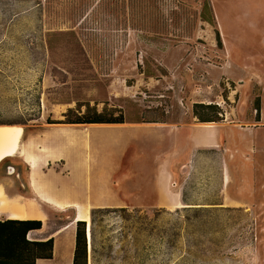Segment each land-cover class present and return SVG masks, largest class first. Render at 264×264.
Segmentation results:
<instances>
[{"label": "rangeland", "instance_id": "1", "mask_svg": "<svg viewBox=\"0 0 264 264\" xmlns=\"http://www.w3.org/2000/svg\"><path fill=\"white\" fill-rule=\"evenodd\" d=\"M206 1L0 0V129L37 133L56 125L49 122L64 119L69 109L75 111L72 117L86 112L87 104L98 111L121 108L128 122L191 123L197 121L194 103L220 104L224 122L237 129L236 143L226 154L229 189L222 191L223 147L188 156L194 159L188 160L185 192L190 201H224L226 206L178 212L153 203L125 207L151 216L159 212L162 223H176L182 236L174 264H264V83H246L240 76L247 63L264 77V0H208L214 24L202 18ZM258 96L260 121L254 107ZM242 127H248L246 135ZM72 128L96 143L100 150L94 161L120 165V178L143 168L139 155L154 164L150 138L155 130L142 132L148 141L138 150L129 145L135 133L130 127ZM256 136L262 141L257 149L252 147ZM117 140L120 144L113 145ZM242 149L248 158L239 157ZM9 170L10 161L0 165V175ZM19 173L24 180L25 168ZM48 199L56 200L55 195ZM74 217L72 210L55 211L46 220V233H56ZM120 225L107 217L96 227L98 264H125L120 254L111 257L107 246L120 243ZM47 264H68L67 254Z\"/></svg>", "mask_w": 264, "mask_h": 264}, {"label": "crops", "instance_id": "2", "mask_svg": "<svg viewBox=\"0 0 264 264\" xmlns=\"http://www.w3.org/2000/svg\"><path fill=\"white\" fill-rule=\"evenodd\" d=\"M243 68L240 76L246 83H264L263 80L256 78L259 73L254 72L247 63H244ZM259 77L264 79L262 75ZM252 79L255 80L251 81ZM115 125L134 129L135 133L128 142L129 145L134 144L138 150L144 148L148 141V137L146 135L143 137L142 132L155 130L150 138V143L155 142L156 147L153 165L148 157L139 155L143 168L137 169L138 171L133 170L131 176L128 173L122 174L124 178H120V173H123L120 165L112 163L104 166L101 162L94 161L96 151L100 149H96L94 141L88 142L81 130H78L77 136H75L76 128H72L75 125H51L33 134H27L24 128L22 133L19 129H0V132H20L21 134L16 154L11 156L7 153L3 159L10 157L0 162V165L8 161L11 162V170L0 175V220H42L43 228L30 232L28 234L30 240L54 237L68 224H71V232L76 238L77 222H74L75 218L84 211L91 213L94 207H133V204L153 203L154 207L174 211L188 206H226L224 201H190L186 196L185 184L191 173L188 170L190 165L188 160L191 158L192 162L194 159V157L188 156L199 150H222L224 147L226 152H223L224 159L221 163L222 191L229 189L231 163L226 154L228 149H231L228 145L236 143L234 135L237 129L233 124L132 120ZM222 128H227L228 131L224 134ZM242 129L243 135H246L248 127H242ZM120 142L117 140L113 145H119ZM167 142H169L168 145ZM252 143V147L257 149L262 141L256 136ZM28 144H31L29 154L33 163L23 156L24 147ZM141 152L139 151V153ZM239 157L241 159L248 158L247 151L242 149ZM21 167L25 168L24 180L19 173ZM143 170H146L147 173ZM123 183H129L131 186L123 188L120 186ZM22 187L25 191L22 190ZM50 195H55L54 202L49 201ZM6 197L11 198L9 202ZM8 207L16 208L18 212L26 210L31 216L13 217L10 211H6ZM67 209L75 213L74 219L56 233L47 234L46 220L50 219L55 211ZM73 255L74 251L72 255H67L68 264H72ZM56 259L55 250L54 259L40 260L38 263H47Z\"/></svg>", "mask_w": 264, "mask_h": 264}, {"label": "trees", "instance_id": "3", "mask_svg": "<svg viewBox=\"0 0 264 264\" xmlns=\"http://www.w3.org/2000/svg\"><path fill=\"white\" fill-rule=\"evenodd\" d=\"M202 18L214 24L216 19L212 7L207 0L203 6ZM221 41L220 32H217ZM227 100V95H224ZM87 111L75 114L69 109L64 119L49 122L51 124L90 125V124H124L126 117L121 108H104L98 111L97 107L87 104ZM257 111V120L260 121L261 97L254 103ZM118 113L117 116H114ZM194 117L200 123H221L226 119L224 108L215 102H196L193 105ZM144 122H159L157 120ZM182 209H200L199 207H183ZM107 217L121 222L124 230L120 232V243L107 244L111 257L120 254V261L125 264H174L176 249L181 239V232L176 223H162L160 213L153 216L128 207H94L91 210V245L87 233V222L78 221L75 248L72 264H98L95 256L96 227ZM191 220L187 218L186 222ZM42 220L34 219H1L0 220V264H38L40 260H52L55 254V239L49 237L42 240H30L28 234L43 228ZM122 241H125L124 243ZM118 248V250H116ZM114 258V257H113Z\"/></svg>", "mask_w": 264, "mask_h": 264}, {"label": "bare ground", "instance_id": "4", "mask_svg": "<svg viewBox=\"0 0 264 264\" xmlns=\"http://www.w3.org/2000/svg\"><path fill=\"white\" fill-rule=\"evenodd\" d=\"M19 135H21L20 132H0V160H2L3 156L6 155L7 153L9 155L15 154L17 146L19 144ZM30 148H31V144H28V145H26L24 147L23 156L26 159L31 161L32 158H31V156L29 154ZM6 211L7 212L10 211V213H12L13 217H28V216H31L30 213L26 212V210L18 212L16 210V208L8 207V209H6ZM81 220L86 221L88 223V232H89V236H90L91 235L90 234V232H91V214L90 213L89 214H85V213L82 212L75 218L74 222H78V221H81ZM59 232L60 233L66 232V233L64 234L63 238L60 239V241H56L55 242V250H56L57 257L60 256L61 252H64L67 255H72L73 251H74V246H75V237L73 236V234L71 232V224L66 225Z\"/></svg>", "mask_w": 264, "mask_h": 264}, {"label": "water", "instance_id": "5", "mask_svg": "<svg viewBox=\"0 0 264 264\" xmlns=\"http://www.w3.org/2000/svg\"><path fill=\"white\" fill-rule=\"evenodd\" d=\"M87 233H88V227H87ZM91 234V232H90ZM89 241H90V245H91V235L89 236ZM92 251V245L90 246V252ZM91 260H90V264H91Z\"/></svg>", "mask_w": 264, "mask_h": 264}]
</instances>
